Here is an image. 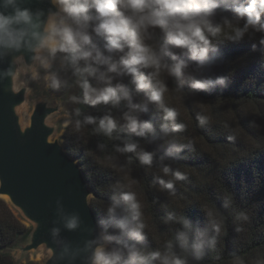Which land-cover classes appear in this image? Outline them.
<instances>
[{"label": "clouds", "instance_id": "1", "mask_svg": "<svg viewBox=\"0 0 264 264\" xmlns=\"http://www.w3.org/2000/svg\"><path fill=\"white\" fill-rule=\"evenodd\" d=\"M51 4L55 10L41 19L42 10L33 12L21 7L20 0H0V49L31 51L34 63L44 70H51L59 56L64 71L70 70L77 77L76 84L86 104L115 107L126 101L128 111L122 114V124L109 111L99 118L85 116L83 122H76L77 129L82 124L95 125L96 132L122 141L116 145L117 152L134 154L139 164L147 168H152L156 159L162 165V175L155 181L159 190L176 197V183L185 180L187 174L179 169L173 171L164 161L180 153L185 145L173 140L166 152L156 157L133 136L152 143L183 132L187 127L177 122L178 109L165 103L169 88L160 79L162 73L176 80L175 91L182 98L184 85L196 93L225 88L230 83L231 71L227 75L207 74L216 63V42L222 36L232 42H240L245 37L258 39L264 55V0H51ZM94 37L103 38V45ZM33 76L37 77L38 72L34 70ZM117 77H129L134 89L124 83H113ZM45 79L56 89L66 84L56 71H48ZM140 92L146 100L135 103V93ZM72 100L79 101L80 97L73 96ZM150 103L163 113L159 124L163 136L157 133L152 121L141 119L140 114L149 111ZM196 120L200 126L212 122L204 112L198 113ZM250 126L259 127L255 121ZM225 127L229 128L230 141L241 136L234 130L240 127L238 123L235 127L225 123ZM124 132L130 135H122ZM121 201L125 207H121ZM234 203L232 194H227L225 207H233ZM57 205L61 208L59 199ZM107 211L111 216H121L112 225L119 235H101L88 241L86 248L91 250L88 264H198L215 252L227 235V220L215 208L205 207L207 223L203 227L185 215L170 212L165 221L179 225L174 236L166 241L163 252L148 251L143 246L147 225L135 191L121 192ZM252 216L251 208L234 206L235 232H245ZM63 221L69 230L77 229L81 223L75 213L64 215ZM58 232L59 229H52L54 237ZM111 240H116V244L108 246L106 242Z\"/></svg>", "mask_w": 264, "mask_h": 264}, {"label": "trees", "instance_id": "2", "mask_svg": "<svg viewBox=\"0 0 264 264\" xmlns=\"http://www.w3.org/2000/svg\"><path fill=\"white\" fill-rule=\"evenodd\" d=\"M219 20L220 16L217 17ZM94 39L103 45V38ZM216 44V63L207 74L227 75L231 71L228 86L194 93L184 85L181 98L175 91L176 80L162 73L160 79L169 88L165 93V103L178 109L180 115L177 122H183L187 127L183 132L158 138L152 143L133 136L142 148L154 152L156 157L163 155L173 140L185 145L180 153L164 161L173 171L179 169L187 174L185 180L176 183V197L159 190L155 181L157 176L162 175V165L156 159L153 167L147 168L139 164L134 154L117 152L116 145L122 141L111 140L96 132L95 125L82 124L77 129L76 122H83L85 116L99 118L109 111L122 124V114L128 111L126 101H121L115 107L82 102L79 115L76 113L69 121L62 138L68 153L81 164L93 190L92 206L105 235H119L112 225L121 216H111L107 209L121 192L132 190L137 193L142 204L143 219L147 225V239L143 246L148 251L159 249L163 252L166 241L174 236L179 225L175 221H165L170 212L177 216L185 215L195 225L203 227L207 223V207L209 210L217 209L226 218L227 235L217 250L209 253L198 264H264V147H261L264 144V55L258 39L249 40L245 37L240 42H232L222 36ZM53 71L66 81L59 89L50 86L54 93L67 91L77 80L70 70L66 72L58 67ZM118 82L134 89L129 77H117L113 81ZM93 83L102 86L96 81ZM80 98L82 100L81 90ZM145 100L143 92L135 93V103ZM201 112L212 118L210 124L199 125L196 116ZM140 115L141 119L152 121L157 133L163 136L159 128L162 112L150 103L149 111ZM251 121H255L259 127H251ZM225 123L230 127L238 123L241 128L236 127L234 130L240 132L241 136L230 141V131ZM122 135L130 134L124 132ZM229 193L234 198L233 207L238 205L253 210L251 225L240 234L234 230L233 207H225V196ZM125 206L121 201V207ZM29 231L30 227L0 198V264H40L33 260L18 262L6 250ZM108 242V246L116 244V240Z\"/></svg>", "mask_w": 264, "mask_h": 264}, {"label": "water", "instance_id": "3", "mask_svg": "<svg viewBox=\"0 0 264 264\" xmlns=\"http://www.w3.org/2000/svg\"><path fill=\"white\" fill-rule=\"evenodd\" d=\"M20 6L42 10L41 19L55 10L51 0H20ZM33 55L26 49H0V198L31 225L28 234L12 247L22 254L42 248L48 254L44 264H88L91 250L87 242L105 234L81 164L68 153L63 138L55 136L57 127L49 121L61 104L48 98L37 100L26 122L20 114L23 109L18 112L26 106L29 93L18 79L23 70L36 68ZM73 213L81 223L69 230L63 216ZM52 229H59L55 237Z\"/></svg>", "mask_w": 264, "mask_h": 264}, {"label": "rangeland", "instance_id": "4", "mask_svg": "<svg viewBox=\"0 0 264 264\" xmlns=\"http://www.w3.org/2000/svg\"><path fill=\"white\" fill-rule=\"evenodd\" d=\"M58 67H61V59L59 56L53 62V68L51 70H44L37 65L34 69L36 72H38L37 77L33 76L34 70H23V72L19 76L18 84L19 86L26 85L29 88L27 104L20 112L25 122L28 120L33 105L37 100L48 98L51 102H56L57 100L60 102V110L53 114L50 117L49 121L50 123L56 125L57 131L55 136L59 137L62 141L64 128L68 125L69 121L77 113V109H80L83 103L81 98L79 101L72 100L73 96L80 97V88L78 87L76 82L70 89L63 93L55 94L50 90L49 82L45 79V77L48 74V71H53ZM25 223L29 227L31 226L29 223ZM6 250L9 251L18 262H27L28 260H33L38 261L40 264H44V261L48 255L44 250H41L40 252L32 251L30 253L22 254L16 249V247L12 246L8 247Z\"/></svg>", "mask_w": 264, "mask_h": 264}, {"label": "bare ground", "instance_id": "5", "mask_svg": "<svg viewBox=\"0 0 264 264\" xmlns=\"http://www.w3.org/2000/svg\"><path fill=\"white\" fill-rule=\"evenodd\" d=\"M24 108V105L23 106H21L19 109H18V112H20L22 109ZM29 115V114H28ZM23 122V121H22ZM24 123V122H23ZM5 199H6V197H5ZM41 249L42 248H40L37 252H40L41 251Z\"/></svg>", "mask_w": 264, "mask_h": 264}]
</instances>
